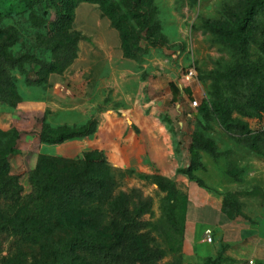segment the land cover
I'll return each instance as SVG.
<instances>
[{
    "label": "rangeland",
    "instance_id": "1",
    "mask_svg": "<svg viewBox=\"0 0 264 264\" xmlns=\"http://www.w3.org/2000/svg\"><path fill=\"white\" fill-rule=\"evenodd\" d=\"M153 4L167 45L150 50L142 62L122 55L118 33L99 6L78 4L66 32L67 38H79L76 59L63 73L50 74L36 86L24 83L26 78L36 80V66H24L23 74L14 71L22 101L15 107L0 105V130L18 133L8 160L10 174L22 176L25 193L29 191L26 175L34 168L38 154L78 158L93 150L81 151L89 144L107 151L117 184L115 195L138 188L151 200L149 213L142 217L147 223L142 232L148 231L152 244L164 252L157 264H183L180 252L186 227L192 228L193 237L194 224L216 219V201L229 189L227 167L241 163L251 151L227 136L213 117L203 121L198 114L199 108L208 104L210 74L231 62L230 51L212 41L202 29V21L227 23L223 10L232 7L233 1L153 0ZM37 13H44L47 23L54 20L50 9ZM0 21V29H10L16 37L14 55L27 53L50 61L45 41L48 24L33 27L22 3L0 0ZM261 41L264 43V39ZM250 54L253 61L264 63V55L256 45L250 47ZM190 68L196 76L188 80L185 73ZM186 81L190 82L191 94ZM193 101L197 107L192 106ZM42 118L53 130L78 129L89 120H95L98 127L90 143L72 140L44 145L39 141ZM246 121L253 131L264 128L263 120ZM196 130L213 139L219 151L233 150L217 161L200 154L204 170L194 175L208 190L180 173L188 167L191 134ZM261 151L264 154V145ZM152 175L163 176L176 185V230L163 217L161 205L166 194L148 180ZM26 202L24 195L18 207L23 208ZM76 223V219L63 221L53 215L46 237L34 242L0 231V264L71 263L74 260L69 244ZM89 234L84 227L82 236ZM202 263L199 258L193 262Z\"/></svg>",
    "mask_w": 264,
    "mask_h": 264
},
{
    "label": "trees",
    "instance_id": "2",
    "mask_svg": "<svg viewBox=\"0 0 264 264\" xmlns=\"http://www.w3.org/2000/svg\"><path fill=\"white\" fill-rule=\"evenodd\" d=\"M29 11L33 27L48 24L46 43L50 61L27 53L14 55L12 47L16 37L10 29H0V105L15 107L22 98L17 92L14 71L23 74L24 66L38 68L36 80L25 79L26 86L44 82L50 74L63 73L76 59L79 38H67L73 10L80 3L94 4L117 31L122 55L142 62L152 49L167 45L157 20L153 0H17ZM233 6L223 13L227 23L204 20L202 29L231 53V62L210 76L208 104L199 108L203 121L213 117L220 129L237 144L264 157V128L253 131L246 120L264 121V63L251 59L250 47L256 45L264 55V0H232ZM50 9L54 20L47 23L45 14L38 11ZM1 23V21H0ZM176 88H174V92ZM42 118L39 141L44 145H59L68 141L90 143L98 127L95 120L87 121L78 129H50ZM98 121V120H97ZM18 139L15 130H0V231L14 233L27 241L46 237L47 224L53 215L63 221L76 219L69 249L73 255L67 264H157L164 255L162 249L152 244L142 217L149 213L151 200L141 190L132 188L115 195L116 182L111 174L109 153L89 144L78 158H62L45 153L37 155L34 168L26 175L29 191L25 193L22 176L10 174L8 156ZM140 139L143 143L142 134ZM188 167L180 173L208 190L194 173L204 170L201 153L213 161L231 155L232 150L219 151L213 139L196 130L191 134ZM108 157V158H107ZM109 159V160H108ZM226 176L240 182L241 171L229 165ZM166 194L161 210L170 228L176 230V185L171 180L152 175L148 178ZM251 193H245L249 195ZM26 196L27 202L19 208ZM239 193H225L221 212L228 219L241 217L251 222L241 212ZM264 197V195H263ZM91 234L82 236V229ZM105 233L106 236H105ZM223 249L216 258H207L202 264H222ZM172 264V263H169Z\"/></svg>",
    "mask_w": 264,
    "mask_h": 264
},
{
    "label": "crops",
    "instance_id": "3",
    "mask_svg": "<svg viewBox=\"0 0 264 264\" xmlns=\"http://www.w3.org/2000/svg\"><path fill=\"white\" fill-rule=\"evenodd\" d=\"M186 82L191 94L190 82ZM235 167L241 171L240 182L229 178L226 193L240 194L238 201L241 212L251 222L241 217L228 219L221 212L222 199L216 201L218 209L215 211L214 221L191 224L194 226L193 237L190 234L192 228L186 227L180 252L183 264H193L197 258L214 259L221 249L224 258L222 264H245L248 260H252L254 264H264V157L251 152ZM206 229L211 230L210 242L203 236Z\"/></svg>",
    "mask_w": 264,
    "mask_h": 264
},
{
    "label": "built area",
    "instance_id": "4",
    "mask_svg": "<svg viewBox=\"0 0 264 264\" xmlns=\"http://www.w3.org/2000/svg\"><path fill=\"white\" fill-rule=\"evenodd\" d=\"M187 79H193L195 76H196V72L193 68H190L189 70L186 71L185 73ZM192 106L193 107H197V102L196 101H193L192 102ZM203 236H204V239L207 241V242H210L211 241V230L210 229H206L204 232H203ZM245 264H254V262L252 260H248Z\"/></svg>",
    "mask_w": 264,
    "mask_h": 264
}]
</instances>
